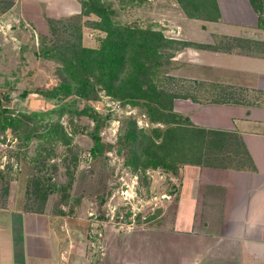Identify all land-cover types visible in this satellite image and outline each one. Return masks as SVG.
<instances>
[{"label": "rangeland", "instance_id": "1", "mask_svg": "<svg viewBox=\"0 0 264 264\" xmlns=\"http://www.w3.org/2000/svg\"><path fill=\"white\" fill-rule=\"evenodd\" d=\"M101 2L112 12L115 23L160 31L176 42H190L179 35L180 29L186 32L187 22L204 20L201 14L190 18V6H186L189 10L185 12L179 0ZM61 20L54 24L56 29H51L47 22V35L17 37L14 43L19 53L16 66L11 69L13 79L5 78L0 84V91L17 87L14 91L22 94L17 109L9 114L14 125L6 129L17 142L14 159L18 170L9 166L2 173L22 175L26 203L40 206L39 197L34 194L38 185L47 200L85 217L91 234L88 264H264V260L246 257L237 261L234 254L226 252L223 246H213L214 240L203 236H179L171 232L173 199L165 197L176 188L174 173L161 168L134 172L126 163L129 147L121 143L130 120H135L138 130L153 139L152 130L166 129L162 123L150 122L144 108L122 104L102 91L88 99L74 94L43 96L58 84L68 83L62 64L57 59L45 58L43 50L66 42L95 48L105 35L90 26L98 20L94 14L85 17L75 14ZM225 41L217 38L216 44ZM184 49L179 44H170L161 50L164 57L154 79L159 90L176 96L173 101L189 97L214 101L225 91L233 92V98L240 101L264 103V95L257 90L244 91L243 87L227 85V74L215 73L213 77L218 75V82L212 86L198 81L200 74L182 63L186 61L180 54ZM173 51L174 57L170 58ZM177 53L178 61H174ZM87 109L103 121L98 131L102 149L96 156L90 152L93 141L89 134L94 123L82 113ZM71 179L72 184L64 189Z\"/></svg>", "mask_w": 264, "mask_h": 264}, {"label": "crops", "instance_id": "2", "mask_svg": "<svg viewBox=\"0 0 264 264\" xmlns=\"http://www.w3.org/2000/svg\"><path fill=\"white\" fill-rule=\"evenodd\" d=\"M213 1L220 14L218 21L192 19L195 24L187 22L186 32L179 31L182 40L211 46L217 38L264 42V28L249 0ZM80 13L77 0H0V84L5 78L13 79L17 37L47 35L49 20ZM261 19L264 22V0ZM177 54L174 61L183 54L186 61L182 63L194 68L200 74L198 81L206 85L218 82L215 73L227 74V85L264 95V55L192 47ZM15 88L0 91L4 101L0 105L18 107L20 94ZM235 102L190 97L173 101V112L196 127L235 135L252 168L183 165L173 177L176 188L165 197L173 199L171 232L214 240L213 246H223L237 261L244 257L264 260V103ZM9 166L18 170L16 161ZM4 173H0V264H88L91 234L85 217L51 200L42 206L27 204L22 175Z\"/></svg>", "mask_w": 264, "mask_h": 264}, {"label": "trees", "instance_id": "3", "mask_svg": "<svg viewBox=\"0 0 264 264\" xmlns=\"http://www.w3.org/2000/svg\"><path fill=\"white\" fill-rule=\"evenodd\" d=\"M249 1L259 14V26L264 28L261 19L263 0ZM80 3L81 17L91 14L97 16L98 20L92 22L90 26L105 35L99 39L100 43L95 48L66 42L63 46L55 44L56 47L53 49L43 50L45 58L57 59L62 64L68 79V83H60L50 92H45L43 94L45 98L67 97L74 94L78 98L88 99L98 91H102L107 97L122 104L144 108L150 122L166 125L164 131L152 130L155 136L153 139L152 136L143 133V130H138L135 120L128 122L121 143L129 147V159L126 163L134 172L161 168L164 172H172L177 176L180 167L185 164L215 168H252L249 155L235 135L196 127L187 117L173 112V99L176 96L159 90L154 79L158 73L160 60L164 57L161 50L168 48L170 44H179L182 48L264 55L263 41L223 38L225 42H218L214 46L176 42L165 38L160 31L115 23L111 19L112 12L101 0H81ZM179 3L185 12L189 10L186 6H190V18L198 17V14L203 15L204 20L211 22H216L220 18L213 0H179ZM60 21L62 20H49L50 28L56 29L54 24ZM169 57H174V51ZM21 95H19L20 99ZM233 97V92L222 91L214 101L237 103ZM16 109L0 105V133H4L7 128L14 125L9 114ZM82 113L94 123V129L89 134L93 141L90 152L94 156L99 155L102 143L98 131L103 121L93 110H83ZM71 184L72 179L63 186L64 189H68ZM37 186L34 194L39 197L37 198L42 206L47 201V196Z\"/></svg>", "mask_w": 264, "mask_h": 264}, {"label": "built area", "instance_id": "4", "mask_svg": "<svg viewBox=\"0 0 264 264\" xmlns=\"http://www.w3.org/2000/svg\"><path fill=\"white\" fill-rule=\"evenodd\" d=\"M10 100H13L15 97L10 94L8 95ZM4 102L2 96L0 97V103ZM17 150V142L13 136L5 131L0 133V173L4 172L9 165L15 164L14 154ZM88 161L90 158L88 156Z\"/></svg>", "mask_w": 264, "mask_h": 264}]
</instances>
